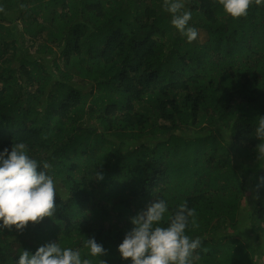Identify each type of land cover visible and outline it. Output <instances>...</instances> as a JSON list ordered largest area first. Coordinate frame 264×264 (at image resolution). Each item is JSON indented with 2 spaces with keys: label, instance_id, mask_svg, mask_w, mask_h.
<instances>
[{
  "label": "trees",
  "instance_id": "1",
  "mask_svg": "<svg viewBox=\"0 0 264 264\" xmlns=\"http://www.w3.org/2000/svg\"><path fill=\"white\" fill-rule=\"evenodd\" d=\"M185 4L208 41L188 42L164 0H0V151L26 143L52 165L58 186L53 217L22 231L0 227V264L58 241L92 264H130L118 245L131 218L158 199L169 206L165 223L185 201L196 209L188 230L202 239L195 263L264 264L255 136L264 116V5L232 18L219 0ZM250 189L257 199L246 223ZM241 223L256 242L211 236L223 226L241 233ZM93 237L106 249L100 258L85 246Z\"/></svg>",
  "mask_w": 264,
  "mask_h": 264
},
{
  "label": "clouds",
  "instance_id": "2",
  "mask_svg": "<svg viewBox=\"0 0 264 264\" xmlns=\"http://www.w3.org/2000/svg\"><path fill=\"white\" fill-rule=\"evenodd\" d=\"M219 4L226 14L240 18L248 15L253 4L264 5V0H219ZM163 6L171 15V24L188 42L198 38L199 30L190 25L192 12L186 9L185 0H164ZM255 136L260 141L256 152L264 159V116L257 121ZM51 168L49 162L33 158L24 142L13 144L11 151L8 148L0 151V227L15 226L22 231L30 221L38 223L44 217H53L58 186L48 171ZM96 177L103 179L101 173ZM258 182L264 184V177H259ZM168 211L167 201L158 199L131 218L133 227L117 249L122 259L130 258V264H194L202 246L199 236L193 238L188 234L190 227L197 226L196 209L185 201L165 223ZM85 246L92 257L100 258L106 252L94 237L86 239ZM17 264H92V261L82 257L79 249L62 247L58 241L42 245L34 253L22 251Z\"/></svg>",
  "mask_w": 264,
  "mask_h": 264
},
{
  "label": "rangeland",
  "instance_id": "3",
  "mask_svg": "<svg viewBox=\"0 0 264 264\" xmlns=\"http://www.w3.org/2000/svg\"><path fill=\"white\" fill-rule=\"evenodd\" d=\"M16 17H18L17 14L16 15L14 14V15L11 16V19H12L11 20V24L15 26L14 31H17L19 33L20 31H22L24 29V25H23L22 19L21 18L17 19ZM191 21H190V24H191ZM197 29L199 30V36H198V38L196 40H199L201 42L208 41L209 40L208 31L206 29L200 27V26ZM55 49L56 50H55L54 53L47 54L48 55L47 61H50V63H52L51 60L54 59L59 54V52H58L59 48L56 47ZM93 84H94L93 82H90L89 84H86L85 86L86 87H91ZM136 109L137 110L140 109V106L138 104L136 106ZM90 124H94L95 129L96 130L98 129V131L102 128V126H100L98 121H96V120H91ZM224 134H225L226 138L229 137V135L225 131H224ZM248 160H247L248 163L246 162L248 165L249 164L254 165V162H255L254 160H252V159H248ZM256 197L257 196H256L254 190L250 189V190H248L245 198L243 199L244 200V203H243L244 205L242 206V220L246 221V223L250 220L251 212L254 209V204H255L256 199H257ZM241 224H242V227L245 225L243 223H241ZM243 229H244L243 232L241 231V233L240 232L238 233L237 230L232 229L229 226H226V227L223 226V229H221L220 231H216L211 236H213L215 238H219V237H222V236H225V235H228V234L232 233V234H236V235H238V234L239 235H246L247 238H248V241H250L251 243L256 242L255 241L256 233L252 232L251 228L248 225H245ZM256 239H257L258 242L262 241L261 239H258V238H256ZM18 245H20V244L15 242L14 245L10 246V250L15 252L16 246H18ZM261 251L262 250H259V252H258V260H257V262H260L259 258H260V252ZM194 264H197V263L194 262Z\"/></svg>",
  "mask_w": 264,
  "mask_h": 264
}]
</instances>
